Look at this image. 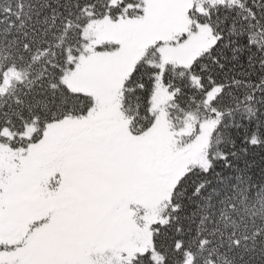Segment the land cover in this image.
I'll return each instance as SVG.
<instances>
[{
  "label": "snow or ice",
  "instance_id": "6c2138e0",
  "mask_svg": "<svg viewBox=\"0 0 264 264\" xmlns=\"http://www.w3.org/2000/svg\"><path fill=\"white\" fill-rule=\"evenodd\" d=\"M0 264H264V0H0Z\"/></svg>",
  "mask_w": 264,
  "mask_h": 264
}]
</instances>
